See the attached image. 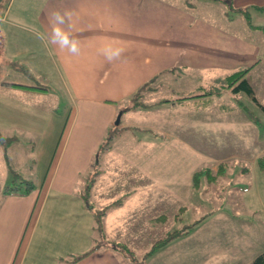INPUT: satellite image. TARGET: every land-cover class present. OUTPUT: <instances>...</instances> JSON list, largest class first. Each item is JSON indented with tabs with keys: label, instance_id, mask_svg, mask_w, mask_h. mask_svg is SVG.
<instances>
[{
	"label": "rangeland",
	"instance_id": "obj_1",
	"mask_svg": "<svg viewBox=\"0 0 264 264\" xmlns=\"http://www.w3.org/2000/svg\"><path fill=\"white\" fill-rule=\"evenodd\" d=\"M41 1L0 0V26L13 22L16 10L35 20ZM210 10L211 7L206 14ZM228 14L227 23L218 10H213L210 16L212 20L217 21V17L222 20L228 35L236 31L240 34L243 44L237 54L233 50L225 57L221 45L214 55L219 65H213L210 58L211 66L186 64L165 72L154 91L133 93L132 108L137 110L129 111L127 102H123L111 123L76 120V102L54 69L47 68L45 73L34 70L26 76L30 82L49 87L48 97L44 98H48L46 105L50 111L56 107V100L61 106L50 115L54 120L48 117L42 120L37 110L42 101L33 97L37 107H32L25 124L2 125L4 121L0 120V167L7 164L18 168L16 160L26 159L31 152L29 163L18 172L19 181L13 183L10 173L6 184L24 187L25 181L42 184L41 180L24 179L37 176L31 172L37 166L34 159L39 163L38 169L47 175L49 162L53 160V170L60 156L65 157L75 148L83 150L81 154L93 153V166L100 169L101 176L90 200L94 209L90 228L88 218L81 216L75 206L68 207L69 211L62 210L51 224L46 221L49 234L44 239L43 253L31 252L25 264H69L61 256L72 250L73 256L82 258L85 254L82 249L89 240L92 242L88 250L111 246L125 264H252L264 250L254 236V242H248L250 251L238 252L239 260L235 250L229 252V260L225 253L219 256H224L222 259L216 258L219 250L233 248V231L264 235V15L251 8L250 17L234 11ZM217 28L212 29L213 35H217ZM247 34L253 43L245 45ZM256 45L259 59L251 61L247 55L253 54ZM231 46L227 44L225 49ZM234 59L236 67L226 69L225 65ZM5 64L0 61L3 71L0 78H18ZM233 69L244 70L242 76L253 86L257 100L244 89L234 93L233 88L241 78L232 84L226 81L227 76L223 78ZM210 90L214 92V101L207 108L193 106V98L177 100L182 94L192 96L194 91ZM218 102L233 109H223ZM247 114L254 124H247ZM251 129L256 133H250ZM78 132L82 134L81 140ZM17 136L27 141L18 144L19 151L13 147ZM253 153H261L256 162L250 157ZM196 172L200 176L197 185ZM135 176L141 179L140 188L136 189ZM39 214L41 227L47 212L41 209ZM96 231L98 241L94 237ZM172 231L180 233L156 245ZM38 235L42 237V231H34L31 246L37 244ZM37 253L39 256L34 260Z\"/></svg>",
	"mask_w": 264,
	"mask_h": 264
},
{
	"label": "crops",
	"instance_id": "obj_2",
	"mask_svg": "<svg viewBox=\"0 0 264 264\" xmlns=\"http://www.w3.org/2000/svg\"><path fill=\"white\" fill-rule=\"evenodd\" d=\"M210 7L211 12H220L225 23L229 18L228 13L232 11L250 17L248 14L251 8L264 15V0H42L37 6L35 20L27 19L26 14L17 13L16 10L12 15L13 22L7 21L4 26H0V61L18 75V78L13 79L0 78V120L4 121L0 123L16 126L25 124L29 119L27 116L32 113V107H37L33 97H39L42 101L41 108H37L41 119L47 120L48 117L54 120L50 115L60 108L61 103L56 100V107L53 105L55 108L49 110L46 105L48 98H44L48 97L49 87L30 82L26 78L34 70L45 73L47 68H52L62 77L70 97L76 102V120L80 119L82 123H111L124 106L123 102H127L129 111L138 109L132 108V95L144 83H149L144 91H154L163 74L172 72L174 68L186 64L196 67L211 66L210 58L213 59V65H219L214 55L221 45L227 57L233 50L237 54L243 43L237 31L228 35L226 25H222L219 17L215 21L210 16L211 12L206 14L205 11ZM56 9L76 13L72 33L80 41L81 53L78 56L60 53L51 46H45L37 38V31L46 32L49 14ZM11 14L10 12V16ZM216 27L217 35H213L212 29ZM246 30L248 34L251 33L250 27ZM248 34L245 45L253 43ZM110 43L124 48L126 62L110 64L106 61L100 49ZM227 44L232 46L225 49ZM256 50L259 51L258 45L253 54L247 55L251 61L259 59ZM233 67H236L235 59L225 65L226 69ZM239 70L233 69L223 78ZM151 83L156 85L152 86ZM213 93V90L194 91L192 96L182 94L177 100L182 102L183 99L193 98V106L207 108L214 101ZM218 105L223 109L232 108L225 102H218ZM57 114L58 112L54 115L55 118ZM247 117V124H254L249 114ZM254 129L258 135L259 130L257 131V127ZM250 131L256 133L253 129ZM79 134L78 132L77 135ZM78 138L81 140L82 134ZM14 139V150H18V144L27 142L20 139V136ZM30 140L29 137V142ZM82 152L83 150L75 148L65 157L61 155L53 170L52 160L48 163L47 175H43V171L38 169L39 163L34 159L37 166L31 172L37 173V176L24 179L41 180L42 184L32 183L33 190L28 194L5 193V187L9 185L6 183L11 178L10 173L13 183L19 181L18 172L29 163L31 152L26 159L16 160L17 165H20L18 168H11L7 164L0 167V264H25L31 252L42 251L44 239L49 234L46 221L51 224L62 210L69 211L68 207L75 206L81 216L88 218L90 228L91 213H94L90 200L101 171L93 166V153L87 151L81 154ZM12 154L16 155L14 152ZM260 154L253 153L250 157L256 162ZM95 171L97 172L92 178ZM133 180L138 182L133 188H140V177L135 176ZM41 209L47 214L39 227ZM243 210L241 206V211ZM34 231H42V237L38 235L37 244L31 246ZM237 231H233V248L227 246L219 250L216 258L222 259L228 255L229 260V252L235 250V257L239 260L241 254L238 252H249L248 242H254V236L264 246V235ZM94 237L98 241L97 231ZM90 241L82 249L85 253L82 258L73 256L72 250H69L61 259L69 261V264H125L111 246H97L88 250ZM222 254L224 256L219 257ZM38 256L39 253L33 259L36 260ZM249 259L248 256L246 263Z\"/></svg>",
	"mask_w": 264,
	"mask_h": 264
},
{
	"label": "clouds",
	"instance_id": "obj_3",
	"mask_svg": "<svg viewBox=\"0 0 264 264\" xmlns=\"http://www.w3.org/2000/svg\"><path fill=\"white\" fill-rule=\"evenodd\" d=\"M77 19L76 13L70 10H53L47 20V30L44 33L37 31V38L60 53L78 56L81 53L79 39L73 35L72 27ZM108 63L126 62L124 48L107 44L100 49Z\"/></svg>",
	"mask_w": 264,
	"mask_h": 264
},
{
	"label": "trees",
	"instance_id": "obj_4",
	"mask_svg": "<svg viewBox=\"0 0 264 264\" xmlns=\"http://www.w3.org/2000/svg\"><path fill=\"white\" fill-rule=\"evenodd\" d=\"M243 72H244V70H239V71H236V72L228 75L226 77V81H228L229 84H232L233 82H235L236 80L241 78L240 82L237 85H235L234 88H233L234 93L238 94L242 89H244L248 94H250L254 98V100H257V97L255 95V91H254L252 85L247 81V79L243 78V76H242ZM148 84L149 83L146 82L141 87H139L138 90L136 91V94L137 93L139 94L142 90H145V88H147ZM182 98H185V97H182ZM136 105H138V103H136L135 106ZM261 105H262V103H261ZM262 106L264 108V105H262ZM198 174H199V172H196V177H194L196 179L195 180L196 185L198 184V181L200 179V176H198ZM25 182H27V185L25 187L20 185V184H18V185L15 184L14 186H13V184L12 185L11 184L7 185L6 188H5V193H12V192H23V193H26V194L30 193L31 190H33L32 183H31V181H25ZM179 233H180L179 231L170 232L169 234H167L166 237L160 239L159 242L156 245H158V244L162 245L163 243H165L166 241L170 240L172 237L178 235ZM252 264H264V251L259 253L255 257V259L253 260Z\"/></svg>",
	"mask_w": 264,
	"mask_h": 264
}]
</instances>
